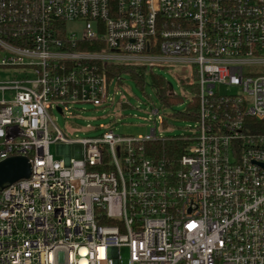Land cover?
Masks as SVG:
<instances>
[{"label": "built area", "instance_id": "obj_1", "mask_svg": "<svg viewBox=\"0 0 264 264\" xmlns=\"http://www.w3.org/2000/svg\"><path fill=\"white\" fill-rule=\"evenodd\" d=\"M115 65L170 71L197 103L178 160L146 149L171 139L156 126L58 127L113 106ZM0 70L22 76L0 83V162L32 165L0 191V264H264V0H0Z\"/></svg>", "mask_w": 264, "mask_h": 264}, {"label": "rangeland", "instance_id": "obj_2", "mask_svg": "<svg viewBox=\"0 0 264 264\" xmlns=\"http://www.w3.org/2000/svg\"><path fill=\"white\" fill-rule=\"evenodd\" d=\"M78 31V30H77ZM79 32V31H78ZM163 77L167 83L174 88L176 95L182 98V102H174L172 108L163 109V103L156 97L152 88L151 75L146 77V85L142 89L129 76H123V86L120 89L111 87L110 97L113 98V106L95 108L87 105L82 107L78 117L65 118L56 112L54 118L64 134L71 139L76 137H94L105 131H114L116 135L134 136L138 139H145L151 135V130L156 126V134L160 137H177L186 135L192 122L184 121L177 116L184 113L189 102L182 96V89L174 73L158 69L154 72ZM22 77L15 71H1L0 83H8ZM226 94L235 93V89H225ZM2 95L0 93V99ZM122 103H127L128 107L123 108ZM158 110L159 115L154 116L153 111ZM169 115L167 127L163 128L161 123L163 116ZM50 151L56 159H63L64 155L59 154L56 145L51 146ZM121 261L119 264H129V251H120Z\"/></svg>", "mask_w": 264, "mask_h": 264}, {"label": "trees", "instance_id": "obj_3", "mask_svg": "<svg viewBox=\"0 0 264 264\" xmlns=\"http://www.w3.org/2000/svg\"><path fill=\"white\" fill-rule=\"evenodd\" d=\"M107 74L110 81L118 77L129 75L134 80V82L142 89L146 85V77L148 75H151V85L156 94V97L161 100L166 108H172L174 102L179 101V103H181L183 100L181 98L168 95V83L166 82V80L163 77L154 74V72L148 73L146 69L115 65L108 68ZM197 107L198 105L196 102L194 104L188 105L184 113H179V116L177 117L184 121L194 123L197 120V115L196 113H194L196 112ZM192 111L193 113H191ZM187 148L188 145L185 142L180 141L174 137H171V139L163 142H154L146 145V149L148 150V152L155 158H166L169 160H178V158L186 153Z\"/></svg>", "mask_w": 264, "mask_h": 264}, {"label": "water", "instance_id": "obj_4", "mask_svg": "<svg viewBox=\"0 0 264 264\" xmlns=\"http://www.w3.org/2000/svg\"><path fill=\"white\" fill-rule=\"evenodd\" d=\"M31 174L32 165L25 157H14L0 162V191L6 186L29 179Z\"/></svg>", "mask_w": 264, "mask_h": 264}]
</instances>
